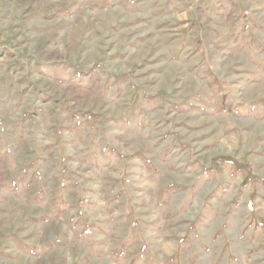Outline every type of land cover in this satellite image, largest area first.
Masks as SVG:
<instances>
[{
  "label": "rangeland",
  "instance_id": "1",
  "mask_svg": "<svg viewBox=\"0 0 264 264\" xmlns=\"http://www.w3.org/2000/svg\"><path fill=\"white\" fill-rule=\"evenodd\" d=\"M0 264H264V0H0Z\"/></svg>",
  "mask_w": 264,
  "mask_h": 264
}]
</instances>
